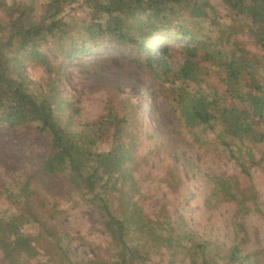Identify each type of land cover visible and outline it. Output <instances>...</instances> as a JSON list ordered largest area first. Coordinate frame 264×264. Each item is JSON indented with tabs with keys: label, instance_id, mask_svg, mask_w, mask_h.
Returning a JSON list of instances; mask_svg holds the SVG:
<instances>
[{
	"label": "trees",
	"instance_id": "obj_1",
	"mask_svg": "<svg viewBox=\"0 0 264 264\" xmlns=\"http://www.w3.org/2000/svg\"><path fill=\"white\" fill-rule=\"evenodd\" d=\"M38 1L0 0V132L36 125L46 138L39 172L65 190L48 198L34 174L0 177V264H263L264 248L248 247L247 220H264L254 182L255 172L264 175V0H222L229 22L210 0H42L40 13ZM110 39L172 104L179 125L170 136L148 130L129 97L110 94L90 119L69 95V65ZM52 42L58 61L44 50ZM25 66H41L39 83ZM171 140L234 162L249 184L247 191L236 177L213 176L202 203L208 224L223 205L234 206L228 246L152 191L151 163L163 154L169 164L160 182L173 195L180 190ZM86 206L108 238L80 261L72 248L80 231L57 220Z\"/></svg>",
	"mask_w": 264,
	"mask_h": 264
},
{
	"label": "rangeland",
	"instance_id": "obj_2",
	"mask_svg": "<svg viewBox=\"0 0 264 264\" xmlns=\"http://www.w3.org/2000/svg\"><path fill=\"white\" fill-rule=\"evenodd\" d=\"M6 1L13 2V0ZM210 1L221 13L222 22H229L226 16L228 10L223 1ZM43 7L44 1H38V13ZM231 28L235 30L237 25L232 24ZM240 38L246 39L247 36L241 35ZM54 45L55 42H52L44 50H47L58 61L53 49ZM250 47L253 48V44ZM180 60L181 58L178 62ZM25 69L28 77L35 83H39L44 75L41 66H25ZM64 77L69 95L83 106L86 118L92 119L97 116L101 111L103 101L110 94L117 93L121 98L129 97L134 101L137 108L148 118V125L147 122L145 123L148 130L153 129L164 137L169 135L171 128L179 125L172 104L158 93V86L149 70L133 62L132 59L126 58L124 51L117 47L115 40L110 39L104 45L103 51H94L88 57L78 58L72 62ZM109 141L104 142L102 148L108 147ZM45 143L46 138L36 125L20 133L0 132V177L25 179L30 174H34L33 184L40 193L48 198L61 195L65 190L64 185L52 181L39 172L45 152ZM170 152L176 155L177 166L182 174L180 190L173 195L165 184L160 182L166 174L165 166L169 164V158L163 154L160 159H154L151 163L153 175L158 179L155 183H150L153 187L152 191L156 192V197L171 201L174 204L171 206L173 210L177 215L184 216L193 229L202 235L207 231L215 241L228 246L232 240L230 218L234 206L223 205L214 212L217 217L208 224V216L203 210L202 203L209 193L213 176L236 177L240 188L247 191L249 184L241 176L237 177L239 171L234 162L209 152H199L184 140H173ZM254 182L260 193V205L264 210V175L255 172ZM57 223L74 234L77 230L80 231L81 238L78 237L72 247L80 261L94 257L98 246L105 244L108 238L107 231L99 225L97 214L92 207L86 206L75 212L63 214ZM207 224L210 226L205 229ZM247 225L251 232L248 247L250 249L264 248V220L252 215L248 218ZM165 261L168 264L167 259Z\"/></svg>",
	"mask_w": 264,
	"mask_h": 264
}]
</instances>
